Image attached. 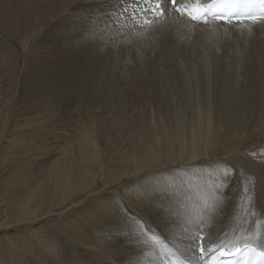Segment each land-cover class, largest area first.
Segmentation results:
<instances>
[{"label":"bare ground","instance_id":"bare-ground-1","mask_svg":"<svg viewBox=\"0 0 264 264\" xmlns=\"http://www.w3.org/2000/svg\"><path fill=\"white\" fill-rule=\"evenodd\" d=\"M120 2L0 0V86L7 74L25 68L22 44L35 42L41 25L51 21L57 29L53 64L63 81L56 75L39 87L40 99H68L85 116L83 131L73 130L70 148L36 162L13 140L40 102L26 101L21 122L2 132L9 150L0 146V231L76 212L85 205L79 202L107 185L123 189L94 198L99 207L79 211L62 225L60 249L66 258L60 264H177L175 256L185 264H205L213 252L232 254L245 243L264 251V171L252 157L264 154V18L221 22L209 17L198 23L172 10L133 26L112 14ZM31 55L37 62L35 52ZM65 58L70 67L60 71ZM189 64L199 72L190 74ZM206 118L204 134L199 123ZM216 119L229 136L224 151L229 155L223 158L214 157ZM237 133L248 135L249 142ZM239 141L250 149L241 156L240 144L232 148ZM19 155L24 160L12 162ZM243 162H251L252 172ZM156 168L172 181L161 179ZM245 172L257 179L261 203L246 221L244 214L236 217L248 186L240 181ZM140 180H149L148 188H130ZM136 193L148 195L141 199ZM153 201L162 202L163 210ZM125 204L129 212L122 211ZM137 218L143 232L132 223ZM252 218L243 229H231L235 220ZM197 234L207 240L203 257ZM5 258L0 255L2 263L11 264Z\"/></svg>","mask_w":264,"mask_h":264},{"label":"rangeland","instance_id":"rangeland-1","mask_svg":"<svg viewBox=\"0 0 264 264\" xmlns=\"http://www.w3.org/2000/svg\"><path fill=\"white\" fill-rule=\"evenodd\" d=\"M63 26L64 23L60 24L59 28H63ZM56 32L57 29L51 21H46L42 24L35 42L29 40L21 46V57L23 58V66L26 65L25 68L18 71H12V73L7 74V77L4 80L5 84L0 86V146L2 145L3 147H7V150H9V146L7 144V139L3 141V138H1L2 132L6 130L9 125L14 126L16 122H21V116L26 115V111L24 110L26 101L32 100L34 102L41 103L40 108L30 110L32 115L29 116V122L26 126L15 129V131L19 130L21 133L20 135L14 136L15 139L13 138V141L18 148L24 149V152L28 151L30 157H36L35 162L39 159L46 160V158L50 155L49 153H54L57 149L65 150L66 148H70L72 143L71 135L72 133H75L73 130L82 132V122L85 120V116L80 115L73 108L70 100L43 101L40 99V93H38V88L51 84L56 79V75H58L57 78L59 80L63 81V78L57 73L54 67L52 58L54 45H56V41L54 40ZM33 52L36 54L37 62H31L33 58L31 57V54H33ZM64 63L65 64L62 65L60 71H64L65 67H70V63L67 61V58H65ZM189 66L190 64L187 67L190 74H196L199 72L197 69H190L191 66ZM36 118L41 121H37ZM208 121L209 118H206L204 121L199 123L201 126L204 122L201 127L199 126L200 129L203 128L202 130L204 134L207 132L208 123L206 122ZM192 124H190L189 131L192 130ZM216 124L214 132L216 131L215 135H219V142L217 143L219 148L217 149V155L214 157L223 158L224 155H229V153H224L229 145V136L225 132V123H223L220 119H218V121L216 119ZM220 125L224 126L221 127ZM203 126H205V129ZM220 131L222 132L220 133ZM236 136H238L239 140L242 137L244 139L243 142L245 143L249 142L248 135L245 133H237ZM243 142L240 144L239 141L235 143V145H232V148H237L240 144L241 148H243V151L238 153L240 156L246 151H250L249 146ZM252 157H254V164L264 171V154L259 156L255 154ZM54 158L60 159V156L56 155ZM21 159L24 160V157L21 155L15 156L12 162H14V160ZM243 164L245 168H249L252 172L251 162H243ZM156 171L157 175H160L161 179L172 181L173 177L170 176L169 173L162 174V171H158V168H156ZM163 172L166 173L167 169L165 168ZM245 174L247 177L240 179V181L247 183L248 186L245 188L243 187L240 201L241 207L239 208L240 211L236 214V217L238 214H244L243 220L246 221L250 214L254 216L258 213L261 208V203L257 202L259 201V186L257 179L247 172H245ZM145 182L149 183V180ZM146 183H141L140 180L135 185L130 186V188L135 191H143L148 188ZM157 184L159 183L156 182L153 185L155 186ZM122 189L123 188H119L118 186L113 187L104 185L101 191L98 190L97 192L92 193L94 197L91 200H88V198H91L92 195L91 197H87L85 200L79 202V205H85L76 209V212L71 210L69 214L64 217L57 216L55 221H46L37 226L16 228L10 232L11 234L8 233V231H6L7 233H5V231H0V255L3 256L6 254L5 259H10L11 264H52V262L60 264L62 259L64 260V258H66L64 252L61 254V251H64V249H60L63 237L62 233H64L62 232V225L65 222L74 221L75 216L79 211L86 214V212L99 207L100 203L94 198L101 197L103 193L119 194ZM153 196L154 195H149L151 198H153ZM57 209L58 208H55V210ZM236 220L238 221L237 218ZM236 220L234 223L235 225L233 224L231 229L238 228L241 230L244 228V223L251 224L254 219L252 218L251 221L243 223L239 221L240 224ZM154 232L156 231L154 230ZM12 243H15V247ZM166 246L168 252L172 251V253L179 255L178 252H176L171 246L167 244ZM88 251H90V249ZM56 253H58L59 256L56 255ZM97 256L98 258L104 259L102 255ZM58 258L61 260H58ZM75 259H77L76 254ZM0 264L9 263H2L0 259Z\"/></svg>","mask_w":264,"mask_h":264},{"label":"snow or ice","instance_id":"snow-or-ice-1","mask_svg":"<svg viewBox=\"0 0 264 264\" xmlns=\"http://www.w3.org/2000/svg\"><path fill=\"white\" fill-rule=\"evenodd\" d=\"M85 10L92 14L95 13V9L90 5H86ZM172 10L181 15H187L192 21L198 23H207L209 17L221 22H232L242 15L255 20L257 15L264 18V0H204V3H201V0H193L192 3L187 4L183 3L182 0H167V4H165V0H121L119 9L112 14L116 16L117 20L120 17H125L132 22L133 26H140L162 18ZM89 21H91V15H89ZM115 22L114 20L113 23ZM160 191H163V189H160ZM135 195L143 199L148 194L136 193ZM153 205L158 210H163L164 205L162 202L153 201ZM122 211L129 212L126 204ZM132 223L141 232L144 231L141 220L137 218ZM206 245V238L197 234V251L200 257H203L205 252L208 251ZM258 255L261 258V264H264V251L259 252Z\"/></svg>","mask_w":264,"mask_h":264}]
</instances>
